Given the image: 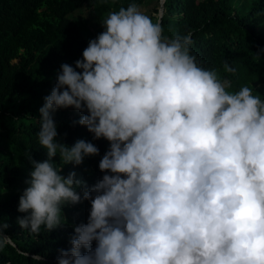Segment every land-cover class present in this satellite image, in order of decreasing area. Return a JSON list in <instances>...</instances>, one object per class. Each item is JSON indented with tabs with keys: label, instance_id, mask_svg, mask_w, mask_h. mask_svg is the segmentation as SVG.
<instances>
[{
	"label": "clouds",
	"instance_id": "1",
	"mask_svg": "<svg viewBox=\"0 0 264 264\" xmlns=\"http://www.w3.org/2000/svg\"><path fill=\"white\" fill-rule=\"evenodd\" d=\"M101 24L74 66L60 65L38 109L47 159L25 156L31 171L19 227L34 237L42 226L68 227L62 206L88 201L81 217L74 214L71 247L51 264H264L261 95L247 85L229 91L230 82L192 54L191 32L165 37L160 20L135 3ZM223 69L237 71L227 61ZM67 108L109 144L98 163L104 174L91 187L75 172L60 174L99 154L83 139L71 147L56 139L53 114ZM57 154L62 166L52 160ZM8 227L0 221V251L14 246Z\"/></svg>",
	"mask_w": 264,
	"mask_h": 264
},
{
	"label": "trees",
	"instance_id": "2",
	"mask_svg": "<svg viewBox=\"0 0 264 264\" xmlns=\"http://www.w3.org/2000/svg\"><path fill=\"white\" fill-rule=\"evenodd\" d=\"M130 3L154 21L159 19L165 37L191 32L192 54L202 67L217 70L222 81H229V91L251 86L264 100V52L256 55L264 49V0H164L162 5L160 0H0V221L9 225L5 235L14 245L0 251V264H51L60 250L71 247L78 221L74 214L81 217L88 201L62 206V211L68 210V227L45 231L42 226L34 237L17 224V217L25 215L17 211L18 199L31 171L25 156L30 152L36 161L47 159L36 135L38 109L60 65L74 66L88 41L104 30L101 23L108 13ZM225 61L236 68L235 74L224 71ZM80 116L72 108L57 110L56 139L69 147L83 139L99 154L78 166H62L59 154L52 160L62 166V176L75 172V179L91 187L104 174L98 163L109 144L103 138L94 140L85 126L74 123ZM76 191L82 195L84 189ZM21 252H28V257ZM36 254L43 260L34 262L31 257Z\"/></svg>",
	"mask_w": 264,
	"mask_h": 264
},
{
	"label": "water",
	"instance_id": "3",
	"mask_svg": "<svg viewBox=\"0 0 264 264\" xmlns=\"http://www.w3.org/2000/svg\"><path fill=\"white\" fill-rule=\"evenodd\" d=\"M162 3V2H161Z\"/></svg>",
	"mask_w": 264,
	"mask_h": 264
}]
</instances>
